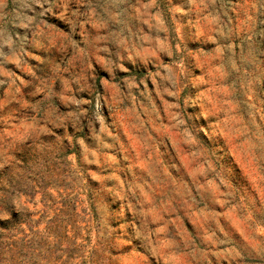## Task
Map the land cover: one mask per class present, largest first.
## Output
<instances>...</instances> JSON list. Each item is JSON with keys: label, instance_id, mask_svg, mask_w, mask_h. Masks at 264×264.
I'll return each mask as SVG.
<instances>
[{"label": "rangeland", "instance_id": "obj_1", "mask_svg": "<svg viewBox=\"0 0 264 264\" xmlns=\"http://www.w3.org/2000/svg\"><path fill=\"white\" fill-rule=\"evenodd\" d=\"M73 213L102 264H264V0H0V233Z\"/></svg>", "mask_w": 264, "mask_h": 264}, {"label": "trees", "instance_id": "obj_2", "mask_svg": "<svg viewBox=\"0 0 264 264\" xmlns=\"http://www.w3.org/2000/svg\"><path fill=\"white\" fill-rule=\"evenodd\" d=\"M72 215L71 229H52V243L42 242L39 232L26 234L22 229L0 233V264H102L98 249L89 250L79 243L80 227Z\"/></svg>", "mask_w": 264, "mask_h": 264}]
</instances>
